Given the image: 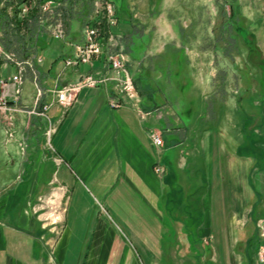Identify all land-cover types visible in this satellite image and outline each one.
<instances>
[{"label": "crops", "instance_id": "obj_1", "mask_svg": "<svg viewBox=\"0 0 264 264\" xmlns=\"http://www.w3.org/2000/svg\"><path fill=\"white\" fill-rule=\"evenodd\" d=\"M66 52L73 54L62 40L48 41L37 80L26 73L42 96L21 91L0 115V264H144L142 256L114 255L125 249L115 247L113 215L126 227L127 219L136 221L129 229L144 237L139 247L149 264L167 257L168 264H259L264 147L244 148V136L234 131L182 135L164 124L159 109L142 122L131 108H111L103 86L83 88L63 107L57 90L106 71L103 57L64 69ZM16 71L0 61V79ZM45 105L51 106L41 115ZM156 127H163L160 154L148 134ZM55 195L66 205L59 230L44 223V203Z\"/></svg>", "mask_w": 264, "mask_h": 264}, {"label": "rangeland", "instance_id": "obj_2", "mask_svg": "<svg viewBox=\"0 0 264 264\" xmlns=\"http://www.w3.org/2000/svg\"><path fill=\"white\" fill-rule=\"evenodd\" d=\"M6 1L1 0L0 7ZM107 2L113 4L123 34L129 36L132 26L136 29L135 39L128 40L121 34L114 36L110 31L114 25L110 26L108 35L115 40L107 51L121 52L127 59L130 73L145 96L142 101L152 108L148 110L159 109L164 124L182 135L187 129L195 136L201 128H206L205 132L218 129L222 135L234 131V135L244 136V148H250V143L258 150L264 147V0H81L74 9L83 11L82 15L72 25L61 14L62 7L70 6L68 2L44 0L40 10L50 18L42 20L45 32L40 34L41 43L53 38L52 31L60 20L68 33L62 40L64 47L74 54L72 44L84 43V29L94 20L95 9H102ZM35 5L36 0L23 4L20 16L27 18ZM100 19L102 26L106 25L105 13ZM69 54L65 53L63 61L73 55ZM30 78L26 74L22 90L28 97L38 89ZM153 129L163 137V127ZM158 167L162 166L156 164L155 173H162L157 172ZM57 192L63 197L65 191ZM56 195L47 199L43 212L47 228L59 230L66 205ZM113 218L115 247L125 249L114 255L126 259L131 254L136 259L142 256L143 263L149 264L139 247L144 237L132 235L129 229L136 221L127 219L126 227L117 216ZM170 240V236L164 237V245ZM162 254L165 258L169 251ZM164 263H170L169 257Z\"/></svg>", "mask_w": 264, "mask_h": 264}, {"label": "built area", "instance_id": "obj_3", "mask_svg": "<svg viewBox=\"0 0 264 264\" xmlns=\"http://www.w3.org/2000/svg\"><path fill=\"white\" fill-rule=\"evenodd\" d=\"M49 7L50 5L48 4L45 9L47 10ZM114 11L113 4L109 2L103 4L102 9L97 7V9H95L94 20L84 29V43L76 44L74 46V54L63 61L64 69H77L81 65H92L96 58L103 57L106 71L86 74L82 76L80 81L65 85L55 92L56 102L63 107H70L83 88L103 86L108 89V100L111 108H131L136 113L137 117L144 122L152 117L153 111L143 107L142 97L135 86L127 59L121 52L116 53L107 51L108 46L115 40L113 35H108L110 32L108 28L117 24ZM103 13L106 15V25L104 26H102V21L100 19ZM51 35L57 40H64L67 36L64 25L60 20L55 24ZM1 60L14 64L17 71L8 78L0 79V115L11 110L9 107L10 100L16 102L19 100L27 69L33 72L36 81L38 73L35 71V66L42 62L39 56L21 61L16 55L7 53L0 47V61ZM110 84L111 86L109 87ZM41 96L42 91L39 90L38 97L40 98ZM50 106L51 105L43 106V111L40 114L45 115ZM53 132L54 129L52 127H50L47 132L48 144L50 147ZM148 134L153 147L158 153H162L164 141L161 132L156 129H151ZM163 171L164 168H157V172ZM257 227L260 240L257 260L259 264H264V218L258 220Z\"/></svg>", "mask_w": 264, "mask_h": 264}, {"label": "trees", "instance_id": "obj_4", "mask_svg": "<svg viewBox=\"0 0 264 264\" xmlns=\"http://www.w3.org/2000/svg\"><path fill=\"white\" fill-rule=\"evenodd\" d=\"M29 1L30 0H7L3 6L0 7V46L4 51L16 55V57L21 61L33 59V57L39 56L40 52H42L47 46V43L44 44L40 41V34L45 32V25H42V20H49L50 18L47 16V14L46 16L43 15L40 10L44 0H36V5L29 10L28 17H21V7L23 4L29 3ZM62 1L64 3L68 2L70 4V6L62 7L61 14L63 15L64 19L69 21L72 25V22L76 20L78 21V18L82 15L83 11H76V9H74V4L81 0ZM10 8L11 11H9ZM89 13H91V10L88 11L87 15L85 16L88 17ZM121 24L122 23L119 21L117 26H114L110 29L113 35L118 36V34H121L123 39L126 37L128 40L134 38V32L136 31L135 27H131L128 36L123 34V31H121ZM127 24L130 25L129 23ZM133 79L135 86L143 100V97L145 96L138 86L137 79ZM157 86H159V83H157ZM143 107L147 110L152 109L148 107L144 101Z\"/></svg>", "mask_w": 264, "mask_h": 264}]
</instances>
